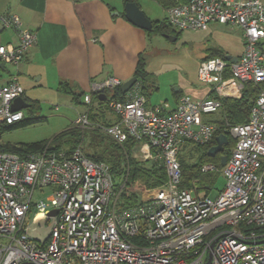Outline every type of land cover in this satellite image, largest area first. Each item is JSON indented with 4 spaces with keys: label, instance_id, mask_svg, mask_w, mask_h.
Returning <instances> with one entry per match:
<instances>
[{
    "label": "built area",
    "instance_id": "1",
    "mask_svg": "<svg viewBox=\"0 0 264 264\" xmlns=\"http://www.w3.org/2000/svg\"><path fill=\"white\" fill-rule=\"evenodd\" d=\"M167 19L179 30L237 26L244 47L236 61L219 55L200 61L196 79L212 93L205 98L181 93L166 112L164 104L148 105L136 82L126 99L109 102L118 120L103 130L119 142L128 133L143 147L158 149L166 182L141 203L119 209L106 164L79 148L0 151V264H207L208 259V264H264V89L247 120L229 126L234 145L218 194L178 187L179 150L186 141L207 142L216 129L201 116L218 111L219 97H240L245 83L264 82V0H178L167 9ZM0 26L16 33L15 42L0 44V62L15 67L0 85V125H10L24 117L23 109H12L14 99L24 96L17 66L36 34L13 13L0 14ZM121 83L109 76L90 91ZM84 100L90 102L89 94ZM74 125L89 126L87 114H79ZM213 168L208 163L201 169ZM40 218L49 225L44 241L28 232Z\"/></svg>",
    "mask_w": 264,
    "mask_h": 264
},
{
    "label": "crops",
    "instance_id": "2",
    "mask_svg": "<svg viewBox=\"0 0 264 264\" xmlns=\"http://www.w3.org/2000/svg\"><path fill=\"white\" fill-rule=\"evenodd\" d=\"M151 1L155 3L150 5L155 8L156 17L145 11L142 3H148L147 0H137V4L151 21L167 18L169 7L165 8L157 0ZM124 3V0H0V14H15L24 27L36 34V42L17 66V80L24 88L25 101L38 104L39 115L43 104L57 106L63 94L58 89L61 83L67 82L74 91L88 94L94 83L109 76L121 82L127 81L133 77L141 54L145 57V71L152 75L147 48L151 36L157 33L129 22L124 16ZM224 26L223 29L237 27ZM7 29L0 30V44L16 41L13 30L2 34ZM214 31L216 33L217 29ZM214 31L210 33L216 37V44L206 49L207 53L200 61L217 50L221 51V56L229 55L231 58L242 53V30L241 35L234 40L230 35H216ZM261 42L264 48V38ZM1 71L8 73L7 79L0 85L8 81L12 73L6 69V65L0 66ZM200 85L188 86L186 89L176 86L177 89L173 91L174 105L167 101L162 103L165 111L176 106L178 94L185 93L195 99L212 95L208 85ZM146 92L147 103L152 106L149 99L151 93L147 89ZM28 108L23 109L24 114L28 113ZM82 113H86V105L79 114ZM206 115L201 116L202 121H206ZM43 116L45 119L42 121H45L47 116Z\"/></svg>",
    "mask_w": 264,
    "mask_h": 264
},
{
    "label": "trees",
    "instance_id": "3",
    "mask_svg": "<svg viewBox=\"0 0 264 264\" xmlns=\"http://www.w3.org/2000/svg\"><path fill=\"white\" fill-rule=\"evenodd\" d=\"M134 1L137 0H124ZM165 8L170 7L178 2V0H157ZM152 33H170L178 37L181 30L173 27L167 18L152 21ZM220 50L209 55L221 56ZM145 57L139 55L136 70L133 77L141 88V93L147 98L146 89L148 87L147 78L150 76L144 69ZM59 91L69 95L73 103H82L86 105V114L90 120L87 127H79L72 123L69 127L55 134L50 139H43L33 142H10L0 140V151L14 152L19 155H25L28 152L37 150L47 146L53 151H63L70 153L74 149L79 148L82 153L94 161H100L106 164L111 175L114 192L117 194V204L119 209L137 205L142 202L136 191L130 190V186L136 181L142 182V186L147 189L161 187L167 180V170L162 160L161 153L156 148H152L157 152L159 157L157 160L146 159L144 163L131 156L133 147L140 144L141 140L129 135L123 141H118L103 130L104 126L113 124L118 120L113 111L109 107V102L113 99L124 100L127 92H123L120 86L112 89L104 90L105 97L102 99L98 93L90 91V102H86L83 92H76L67 82L59 85ZM264 89V82L254 85L250 82L245 83L243 92L240 97L221 96L219 100L221 106L218 111L207 114L205 120L215 125L216 129L212 137L205 143H193L186 141L178 152V160L180 163L181 175L179 179V188L192 190L197 195H209L216 179L221 176L223 165L221 164V156H229L234 145V140L229 134V126L243 123L247 120L251 107L260 92ZM180 94H178L179 96ZM177 96V97H178ZM109 112L113 114V120L105 119L103 113ZM45 116L39 115L38 104L31 103L28 113L24 114L22 120L10 124L0 125V138L3 132L28 125L35 122H41ZM226 134L228 137L227 144H224L222 151L215 153L213 156L208 155V149L216 144V136L218 134ZM86 145L88 151L83 150L81 146ZM213 164L214 168L203 171L201 168L204 164ZM220 190V189H219ZM218 190V191H219Z\"/></svg>",
    "mask_w": 264,
    "mask_h": 264
},
{
    "label": "rangeland",
    "instance_id": "4",
    "mask_svg": "<svg viewBox=\"0 0 264 264\" xmlns=\"http://www.w3.org/2000/svg\"><path fill=\"white\" fill-rule=\"evenodd\" d=\"M147 2L142 3L145 11L154 16L155 8L150 4L155 3H150L153 2L151 0H147ZM211 24L207 29H182L181 33L174 40L158 33L151 36V42L147 49L150 57L149 69L152 71V75L146 80L148 93H151L149 99L152 106L161 105L165 101L174 105L173 91L178 85L184 89L188 86H202L196 79V70L198 62L207 53L206 49L216 44L217 39L210 32L217 29L216 33L214 31L216 35H230L232 36V40L241 35V30L238 27L223 29L224 25L216 24L213 26ZM8 30L10 29L5 30L2 34H6ZM6 69L12 73L15 71V67L10 64H6ZM7 73L6 71H1L0 82L7 79ZM84 110L85 104L73 103L68 95L62 94L57 101L56 107L46 104L42 105L41 115L47 116L45 121L7 130L2 133L0 140L14 143L50 139L74 123L78 114ZM103 115L105 119L111 118L113 120V114L106 111ZM81 148L88 151L85 149L87 146L84 144ZM144 151H150L151 155L145 156L147 153L145 154ZM131 156L142 163L146 159L153 158V160H157V158H160L158 153L153 151L152 148L147 149L141 144L133 147ZM223 186L224 178L221 175L213 184L209 194L210 197H215L218 194V190L222 189ZM129 188L132 191H136L141 200L149 197L151 193L158 189H147L142 186V182L140 181H136ZM48 192L49 189H45L41 196H45Z\"/></svg>",
    "mask_w": 264,
    "mask_h": 264
},
{
    "label": "water",
    "instance_id": "5",
    "mask_svg": "<svg viewBox=\"0 0 264 264\" xmlns=\"http://www.w3.org/2000/svg\"><path fill=\"white\" fill-rule=\"evenodd\" d=\"M124 11V16L125 18L131 22L132 24L143 28L145 30H150L152 29V21L146 16V14L143 12V10L140 8V6L134 2V1H127L124 3L123 7ZM118 13V12H116ZM2 29V26H0V30ZM165 37H168L171 40L175 39V36L172 34L168 33H163ZM226 59L231 60V61H236L237 57L231 58L229 55L224 56ZM3 65V62H0V66ZM135 83V77L130 78L127 81H124L121 83L120 88L123 92H126L133 84ZM177 88H175L176 90ZM98 96L100 98H104L105 94L101 92H97ZM29 103L25 101L23 97H17L14 99L12 103V109L13 110H21V109H26L29 107ZM228 142V137L226 134H218L216 136V144L212 145L208 149V155L213 156L215 153L220 152L224 148V144H227ZM226 162V155L221 156V164L224 165ZM56 210H52L50 214H55ZM37 222L40 223V227H37ZM49 231V225L44 226L43 224V218H40L37 221L32 222V224L28 228V232L31 236H34L38 238L41 241H44L48 235ZM209 263V259L207 261V264ZM22 264H32L31 262H24Z\"/></svg>",
    "mask_w": 264,
    "mask_h": 264
}]
</instances>
